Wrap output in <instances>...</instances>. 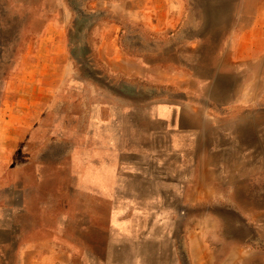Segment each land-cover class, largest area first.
<instances>
[{"label":"rangeland","instance_id":"374dc122","mask_svg":"<svg viewBox=\"0 0 264 264\" xmlns=\"http://www.w3.org/2000/svg\"><path fill=\"white\" fill-rule=\"evenodd\" d=\"M1 243L264 264V0H0Z\"/></svg>","mask_w":264,"mask_h":264},{"label":"crops","instance_id":"0c3cea01","mask_svg":"<svg viewBox=\"0 0 264 264\" xmlns=\"http://www.w3.org/2000/svg\"><path fill=\"white\" fill-rule=\"evenodd\" d=\"M0 247H1L2 249H4V246L2 245V243H1ZM3 257H4V251H1V252H0V264H4V262H3Z\"/></svg>","mask_w":264,"mask_h":264},{"label":"bare ground","instance_id":"6f19581e","mask_svg":"<svg viewBox=\"0 0 264 264\" xmlns=\"http://www.w3.org/2000/svg\"><path fill=\"white\" fill-rule=\"evenodd\" d=\"M262 46V45H261ZM198 53V52H197ZM248 54V53H247ZM250 55V54H249ZM246 57H247V55H246ZM259 63V62H258ZM242 74V73H241ZM224 78V77H223ZM145 108V107H144ZM221 112V111H220ZM241 136V135H240ZM136 137H138V136H136ZM128 140V139H127ZM124 143V142H123ZM107 229V228H106Z\"/></svg>","mask_w":264,"mask_h":264}]
</instances>
